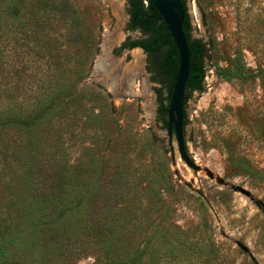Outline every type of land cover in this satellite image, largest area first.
<instances>
[{
	"label": "rangeland",
	"instance_id": "obj_1",
	"mask_svg": "<svg viewBox=\"0 0 264 264\" xmlns=\"http://www.w3.org/2000/svg\"><path fill=\"white\" fill-rule=\"evenodd\" d=\"M74 2L93 26L98 51L67 113L52 111L39 129L19 133L26 162L38 159L50 171L65 167L68 202L84 192L78 182L105 197L116 195L120 218L135 214L127 223L129 249H145L147 264H264V0H186L192 39L211 48L204 58L203 88L189 91L186 107L199 173L181 158L160 116L159 90L163 97L167 92L154 72L152 54L123 48L132 36H148L130 28L128 0ZM136 52L141 65L135 63ZM237 56L246 79L217 75L216 63L233 66ZM99 61L108 71L120 67L119 91L104 80L109 72L96 74ZM130 67L126 76L122 71ZM75 76V71L65 72L58 83L69 92ZM30 81L48 84L46 78ZM4 167L0 156V170ZM206 168L224 183L210 178ZM5 169L8 175L24 174L16 164ZM175 169L204 190L216 215ZM0 197L9 198L1 182ZM87 211L83 206L67 225L81 232ZM103 263L102 254L93 250L75 262Z\"/></svg>",
	"mask_w": 264,
	"mask_h": 264
},
{
	"label": "trees",
	"instance_id": "obj_2",
	"mask_svg": "<svg viewBox=\"0 0 264 264\" xmlns=\"http://www.w3.org/2000/svg\"><path fill=\"white\" fill-rule=\"evenodd\" d=\"M128 2L133 25L148 34L145 40L128 45L152 54L154 72L167 92L163 97L159 90V113L168 128L179 51L151 0ZM182 4L186 11L183 27L191 49L187 100L190 90L203 88V63L211 48L192 39L186 0ZM98 43L92 24L74 0H0V156L5 162L0 182L9 190L7 200L0 197V264H75L89 250L100 252L103 264H147L145 249H129L127 223L135 214L122 220L116 195L105 197L96 187L90 189L78 182L84 192L73 203L68 202L65 167L50 171L38 159L26 162V148L20 139L19 133L36 131L42 117L52 111L67 113L78 97V83L90 70ZM215 68L217 75L228 81L247 78L239 56L233 66L216 63ZM70 71L76 76L67 92L58 81ZM33 78H46L48 84L35 85L30 81ZM187 122L185 109V126ZM33 145L29 139L27 146ZM14 164L23 168L21 177L6 172L5 168ZM83 206L88 208L86 227L76 232L67 225L68 219Z\"/></svg>",
	"mask_w": 264,
	"mask_h": 264
},
{
	"label": "water",
	"instance_id": "obj_3",
	"mask_svg": "<svg viewBox=\"0 0 264 264\" xmlns=\"http://www.w3.org/2000/svg\"><path fill=\"white\" fill-rule=\"evenodd\" d=\"M155 8L158 10V19L165 21L170 35L173 37L176 46L179 51V69L176 76L175 84L170 98L169 108H168V132L171 136H175L178 152L181 158L192 167L195 171L199 173L201 169L200 165L196 163L190 134L188 126L184 124L185 122V109L187 107L186 93H187V82L190 78L191 69V49L189 39L184 30V21L186 18V11L182 4V0H151ZM129 6V4H128ZM189 9V8H188ZM189 14L192 16L189 10ZM141 52L145 51L142 47L137 46ZM104 61H99L96 64V74L98 76L103 75V70L101 69L102 63ZM105 81L110 80L112 83V78H106ZM132 80V74L126 79L125 85H128ZM113 86V83H112ZM115 89V87L113 86ZM119 91L118 89H115ZM171 148L174 151V145L172 138L170 139ZM207 175L214 179L220 184L224 183V178L222 176H215L214 172L210 168L205 169ZM176 176L183 180L184 183L194 192L198 193L209 205L210 209L215 213L214 207L206 195L203 189L195 185L194 179L186 180L182 178L178 169H175ZM216 215V213H215Z\"/></svg>",
	"mask_w": 264,
	"mask_h": 264
},
{
	"label": "bare ground",
	"instance_id": "obj_4",
	"mask_svg": "<svg viewBox=\"0 0 264 264\" xmlns=\"http://www.w3.org/2000/svg\"><path fill=\"white\" fill-rule=\"evenodd\" d=\"M134 56H135V63H136V65L137 64L139 65L140 64V61L142 59L141 56L137 52L134 54ZM101 67H102L101 69L104 72L102 76H107L108 75L107 72H109L110 75H111L109 78H112L113 86L116 87V85H118L117 83L120 82V78H119V75L117 73L119 71L120 67L117 70L113 71V72L112 71H108V67H107V65L104 64V62L102 63V66ZM132 68L133 67H130V69L125 70L127 72V73H125V75L127 74L126 76H129V74L131 73L130 71L132 70ZM125 71H122V72H125ZM125 75L123 76V81H124Z\"/></svg>",
	"mask_w": 264,
	"mask_h": 264
},
{
	"label": "flooded vegetation",
	"instance_id": "obj_5",
	"mask_svg": "<svg viewBox=\"0 0 264 264\" xmlns=\"http://www.w3.org/2000/svg\"><path fill=\"white\" fill-rule=\"evenodd\" d=\"M128 4H129V2H128ZM129 7H130V4H129V6H128V12H129ZM129 15H130V21H129V26H130V28L131 29H138V30H140V31H142L143 33H144V31H143V29H142V27L141 26H135V25H133V23H132V18H131V13L129 12ZM146 35H148V34H146ZM147 37H137V36H132L127 42H125L124 43V49H126V48H133V47H131V46H129L128 44L129 43H131V42H134V41H136V40H145ZM137 47V46H136ZM118 73V72H117ZM125 73H127L126 71H125ZM127 75V74H126Z\"/></svg>",
	"mask_w": 264,
	"mask_h": 264
}]
</instances>
